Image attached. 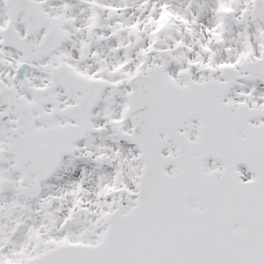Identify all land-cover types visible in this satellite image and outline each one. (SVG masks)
I'll list each match as a JSON object with an SVG mask.
<instances>
[{"label": "snow or ice", "instance_id": "6c2138e0", "mask_svg": "<svg viewBox=\"0 0 264 264\" xmlns=\"http://www.w3.org/2000/svg\"><path fill=\"white\" fill-rule=\"evenodd\" d=\"M0 264H264V0H0Z\"/></svg>", "mask_w": 264, "mask_h": 264}]
</instances>
